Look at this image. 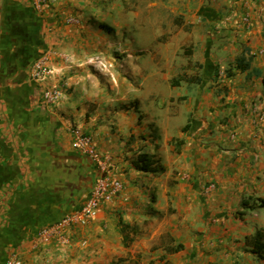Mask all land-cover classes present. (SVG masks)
Masks as SVG:
<instances>
[{
	"label": "crops",
	"instance_id": "obj_1",
	"mask_svg": "<svg viewBox=\"0 0 264 264\" xmlns=\"http://www.w3.org/2000/svg\"><path fill=\"white\" fill-rule=\"evenodd\" d=\"M49 85L65 90L52 106ZM263 110L264 0H0V264H264ZM100 177L123 190L43 241Z\"/></svg>",
	"mask_w": 264,
	"mask_h": 264
},
{
	"label": "built area",
	"instance_id": "obj_2",
	"mask_svg": "<svg viewBox=\"0 0 264 264\" xmlns=\"http://www.w3.org/2000/svg\"><path fill=\"white\" fill-rule=\"evenodd\" d=\"M50 0H32L35 7L41 9L49 3ZM52 55L46 54L36 59L32 65V78L36 83L47 84L50 77L55 75V71L50 64ZM94 63L99 69L107 70L110 66L101 58H95ZM65 90L62 85L47 86L43 91V98L46 104L52 106L57 104L64 96ZM264 113V110H263ZM73 146L74 148L87 155L92 161L98 164L101 170L105 167L100 161L99 154L94 146V140L91 135L76 128L73 130ZM123 190V184L120 181L111 180L108 177H100L84 206L76 213L64 216L58 223L43 228L39 236L43 241H48L56 235H61L65 242L69 239L64 232L73 225H87L92 218L97 215V211L102 202H110L117 197ZM6 264H22V261L15 255L7 259Z\"/></svg>",
	"mask_w": 264,
	"mask_h": 264
},
{
	"label": "trees",
	"instance_id": "obj_3",
	"mask_svg": "<svg viewBox=\"0 0 264 264\" xmlns=\"http://www.w3.org/2000/svg\"><path fill=\"white\" fill-rule=\"evenodd\" d=\"M248 63L244 59H239L237 68L244 70L248 68ZM136 168L139 171L152 174H162L165 169L164 166L160 164V161L153 156L146 154H141L137 157L135 163ZM182 248L180 245L178 249ZM254 254H257L260 258H264V231H257L255 237L253 238V250Z\"/></svg>",
	"mask_w": 264,
	"mask_h": 264
},
{
	"label": "rangeland",
	"instance_id": "obj_4",
	"mask_svg": "<svg viewBox=\"0 0 264 264\" xmlns=\"http://www.w3.org/2000/svg\"><path fill=\"white\" fill-rule=\"evenodd\" d=\"M259 204V203H258ZM263 206H264V204H262ZM252 206H255L256 207V205L255 204H252ZM249 209V208H248ZM247 211H245V210H241V209H239L238 211H237V213H241V217H242V213H246Z\"/></svg>",
	"mask_w": 264,
	"mask_h": 264
}]
</instances>
